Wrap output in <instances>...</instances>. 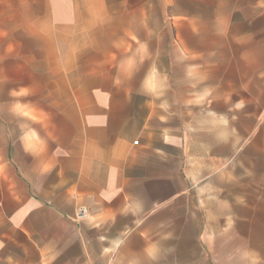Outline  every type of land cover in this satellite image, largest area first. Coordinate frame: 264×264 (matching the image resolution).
<instances>
[{"label":"crops","instance_id":"1","mask_svg":"<svg viewBox=\"0 0 264 264\" xmlns=\"http://www.w3.org/2000/svg\"><path fill=\"white\" fill-rule=\"evenodd\" d=\"M133 1L0 0V264H205L183 207L199 179L212 195L235 186V96L212 100L228 127L199 158L183 131L202 117L192 84L140 81L134 63L114 69L99 58L117 55L93 48L100 28L124 27L116 49L134 57ZM249 64L260 82H243L244 104L263 106L264 60Z\"/></svg>","mask_w":264,"mask_h":264},{"label":"rangeland","instance_id":"2","mask_svg":"<svg viewBox=\"0 0 264 264\" xmlns=\"http://www.w3.org/2000/svg\"><path fill=\"white\" fill-rule=\"evenodd\" d=\"M136 1L140 24L135 27L139 38L132 44L134 57L131 49H116L124 27L109 26L106 33L100 28L92 45L117 56H101L99 61L114 69L132 62L141 71L136 75L140 81L169 83L173 91L191 83L189 97L203 99L204 105L198 106L202 117L188 114L183 131L199 158L211 156L209 146L228 127V106L213 105L212 100L235 96V106L230 107L236 125L235 153L230 158L235 164V186L225 181L214 196L211 185L203 186L210 179H199V194L183 207V215L187 212L183 222L196 230L195 254H203L205 264H214L212 253L217 264H264V105L244 104L242 90L250 75L257 86L260 82L249 63L264 60V0H134L130 4L135 7ZM195 54L203 60L192 59ZM39 108L44 114L58 110ZM225 146L219 149L226 154ZM227 161L221 157V170L227 168ZM201 168L206 170L207 165H196Z\"/></svg>","mask_w":264,"mask_h":264},{"label":"built area","instance_id":"3","mask_svg":"<svg viewBox=\"0 0 264 264\" xmlns=\"http://www.w3.org/2000/svg\"><path fill=\"white\" fill-rule=\"evenodd\" d=\"M85 216V211L83 209H80L77 212V219H82Z\"/></svg>","mask_w":264,"mask_h":264}]
</instances>
